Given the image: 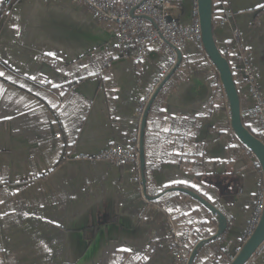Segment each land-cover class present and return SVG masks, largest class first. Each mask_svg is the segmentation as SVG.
<instances>
[{
    "label": "crops",
    "instance_id": "crops-1",
    "mask_svg": "<svg viewBox=\"0 0 264 264\" xmlns=\"http://www.w3.org/2000/svg\"><path fill=\"white\" fill-rule=\"evenodd\" d=\"M195 0H172V17L192 22ZM230 25L216 30L223 46L233 29L257 70L264 95V0H226ZM0 234L5 264H178L169 218L150 202L165 188L200 192L226 216L228 228L199 256L222 264L241 247L263 187L254 154L230 125L215 66L193 43L156 97L145 129V191L136 167L91 157L131 145L136 107L168 57L154 50L139 62L102 67L115 24L92 18L77 0H0ZM106 48V49H107ZM247 101L244 99L242 107ZM146 169V174H145ZM143 181V180H142ZM178 192V191H177ZM189 196V195H188ZM162 199L187 247L214 235L217 220L198 201ZM205 223L199 229V222ZM196 229V230H195ZM195 230V234H193ZM246 264H264V253Z\"/></svg>",
    "mask_w": 264,
    "mask_h": 264
},
{
    "label": "built area",
    "instance_id": "built-area-1",
    "mask_svg": "<svg viewBox=\"0 0 264 264\" xmlns=\"http://www.w3.org/2000/svg\"><path fill=\"white\" fill-rule=\"evenodd\" d=\"M88 2L93 15L100 21L114 22L118 27V40L123 46L120 54L126 55L132 52L137 57L143 59L149 52L151 44H161L165 51L169 52L174 46L184 47L188 41L195 40L201 46L202 31L199 21L198 4L193 8L194 21L190 25H180L174 19H169V6L171 0H120L117 4L115 0H83ZM229 11V10H228ZM230 12V11H229ZM220 24L226 23L227 14H220ZM148 17L152 21L148 20ZM130 47L133 49L130 50ZM234 48L229 52L231 69L234 75L244 85L246 84L250 105L242 112L244 123H256L258 125V138L264 143V95L256 85V73L248 54ZM158 82V79H157ZM158 83L146 88L144 97L139 103L137 111L141 113L147 100L155 91ZM222 103L228 106L227 97ZM139 139V131L132 134L133 146L127 148L117 145L103 151L100 158L108 159L116 164L139 163L138 147L136 143ZM264 210V193L259 191L255 199L252 215L248 227L243 235L248 239L257 228ZM174 234V250L177 261L185 263V244ZM257 254L264 252V241L255 251Z\"/></svg>",
    "mask_w": 264,
    "mask_h": 264
},
{
    "label": "water",
    "instance_id": "water-1",
    "mask_svg": "<svg viewBox=\"0 0 264 264\" xmlns=\"http://www.w3.org/2000/svg\"><path fill=\"white\" fill-rule=\"evenodd\" d=\"M198 9H199L200 25L202 30L203 46L211 62L219 72L220 80L228 99L231 128L235 133V135L237 136V138L239 139V141L245 147H247L258 160V163L260 164L262 169L263 179H264V143L249 131V129L246 127V125L242 120L240 94L237 85L235 83L229 61L222 54L215 39V30L213 25V0H198ZM177 53H178V61L176 65L174 66L172 71L168 73V75L165 77V79L157 88L142 118L139 155H140V164H141V171L143 174L142 178L144 185H145L144 167L146 163L144 143H145V129H146L147 117L155 98L162 90L166 82L172 77L174 72L179 68L181 64L182 52L177 49ZM169 190L182 192L191 196L201 205L206 207L210 211V213L215 216L217 220L218 226L216 233L209 238L200 240L192 249L187 264H194L195 259L197 258L200 250L204 245L209 243L211 240L219 238L225 234L228 228L227 218L225 214L218 207H216L214 204L209 202L205 197L201 196L199 193L195 191H192L186 187H173ZM263 241H264V210L257 228L252 233V235L247 239V241L243 244V246L240 248L234 259L229 264H246Z\"/></svg>",
    "mask_w": 264,
    "mask_h": 264
},
{
    "label": "rangeland",
    "instance_id": "rangeland-1",
    "mask_svg": "<svg viewBox=\"0 0 264 264\" xmlns=\"http://www.w3.org/2000/svg\"><path fill=\"white\" fill-rule=\"evenodd\" d=\"M78 2H80V3H82V4H84V5H86L88 8H89V10H90V12H91V15H92V18L93 19H95V20H97V21H99V22H102V23H113V24H115L114 22H111V21H100L99 19H97L94 15H93V12H92V10L90 9V7H89V4H88V2H85V1H83V0H77ZM116 1V3L118 4L119 3V1L120 0H115ZM171 3H172V0H171ZM195 3H197L198 4V0H195L194 1V3H193V7H192V22L190 23V24H192L193 23V21H194V16H193V8H194V5H195ZM215 7V8H214ZM169 10H170V15H169V19H174L176 22H178V20L177 19H175L174 17H172V13H171V4H170V6H169ZM230 12H229V11ZM198 12H199V9H198ZM220 14H227V16H226V23L224 24V25H221L220 24ZM232 17H233V9L228 5V2L226 1V0H213V22L215 21V26H214V30H215V34H216V30H221V29H225V28H227L229 25H230V23H231V19H232ZM148 20L149 21H152L151 20V18H149L148 17ZM199 21H200V19H199ZM178 24H180V25H190V24H181V23H179L178 22ZM214 25V24H213ZM115 28H116V31H115V40H114V44H113V47L111 48V49H108L107 47H105L104 49H103V51H104V56H103V59H102V67L103 68H107L109 65H110V63L111 62H113L114 60H116V59H118V58H125V57H133L134 59H136L137 61H139V62H144V61H146L149 57H150V55H151V53L154 51V50H159V51H161L164 55H166L167 57H168V60H167V62L164 64V66L161 68V71H160V74L158 75V77L154 80V82L153 83H151L150 85H152V84H155V83H158L157 84V87H156V89H155V91L153 92V94L151 95V97L147 100V103H146V105H145V108H144V110L141 112V113H139V111H137V108L139 107V103H140V101H141V99L144 97V95H145V90H146V88L148 87V86H150V85H148L146 88H145V90H144V92H143V94L141 95V98H140V100H139V102H138V105H137V107H136V112H137V115H138V117H139V127H138V129H136L135 131H139V139H138V141H137V143H136V146L138 147V157H139V163H127V162H125V163H121V164H116V163H114V162H112V161H110V160H108V159H104V158H100V155H101V153L103 152V151H106L107 149H109V148H111V147H114V146H117V145H113V146H110V147H108V148H106V149H104V150H102L101 152H99V153H97V154H95V155H92L91 157H88L87 155H80V157L81 158H85V159H90V160H95V161H97V160H104V161H107V162H109V163H111V164H113V165H115V166H117V167H120V166H123V165H125V164H131V165H134L135 167H136V170H137V173H138V180H139V182L141 183V186H142V189H143V193H144V195H146V191H145V185L143 184V174H142V171H141V164H140V155H139V147H140V133H141V123H142V118H143V115H144V113H145V110H146V108H147V106H148V104H149V102H150V100H151V98H152V96L154 95V93L156 92V90H157V88L159 87V85L162 83V81L165 79V77L168 75V73H170V71H172V69L174 68V66L176 65V63H177V61H178V53H177V49L178 50H180L181 52L182 51H184L185 49H186V47H187V45L189 44V43H191V42H193L198 48H199V50L202 52V54L204 53V55L206 56V59L207 60H209V62L211 61L210 60V58H209V56L207 55V53H206V51H205V49H204V46H203V41H201V46L199 45V43H197V41H195V40H191V41H188L186 44H185V46L184 47H181V46H174L172 49H171V51H169V52H166L165 51V47L164 46H162L161 44H151L150 45V49H149V52H148V54H147V56L146 57H144L143 59H141V58H139V57H137L136 55H134L131 51L130 52H128L126 55H122V54H120L119 52H120V50L121 49H123V46L120 44V42H119V40H118V37H117V34H118V27H117V25L115 24ZM202 31V30H201ZM232 33H233V39H232V41L231 42H229V43H227V44H225V45H223V46H220L219 44H218V42H217V44H218V46H219V48H220V50H221V52H222V54L224 55V53H226V55L228 56V57H226L227 58V60L229 61V64H230V56H229V52L230 51H232L234 48H236V49H239L240 51H242V52H244V53H246V54H248V56H249V59H250V61H251V63H252V65H253V67L255 68V73H256V85L260 88V86H259V84H258V81H257V70H256V67H255V65L253 64V62H252V59H251V56H250V53H249V51H248V49L246 48V46H245V44H244V42H243V39H242V32L239 30V29H237V28H235V29H233V31H232ZM215 39H216V36H215ZM217 41V40H216ZM107 48V49H106ZM131 49H133V47H130V50ZM235 49V50H236ZM183 57V56H182ZM182 62V61H181ZM212 63V62H211ZM213 64V63H212ZM181 65V64H180ZM230 67H231V64H230ZM216 68V67H215ZM216 70H217V68H216ZM231 71H232V69H231ZM175 73V72H174ZM217 73H218V76H219V72H218V70H217ZM233 73V72H232ZM233 76H234V80H235V83H236V85H237V88H238V91H239V94H240V98H241V117H242V112L244 111V109L248 106V105H250L249 103H250V99H249V95H248V91H247V87H246V84H242L241 83V81L236 77V75H234L233 74ZM220 77V76H219ZM157 79H158V82H157ZM260 90H261V88H260ZM261 92H262V90H261ZM160 93V92H159ZM263 94V93H262ZM158 96V95H157ZM156 99V98H155ZM246 100L247 101V104L244 106V107H242V103H243V100ZM155 101V100H154ZM227 101H228V99H227ZM154 103V102H153ZM153 105V104H152ZM222 105V104H221ZM152 107V106H151ZM228 109H229V105H228ZM230 112V111H229ZM245 124V123H244ZM247 125H250V126H252V127H254V128H256V130H257V133H258V135H259V132H258V130H259V128H258V125L256 124V123H252V122H248L247 123ZM135 131H133V132H135ZM133 132H132V134H133ZM132 134H131V146H133L134 144H133V142H132ZM261 140V139H260ZM262 141V140H261ZM133 144V145H132ZM120 146H123V145H120ZM130 146V145H129ZM129 146H123V147H125V148H127V147H129ZM259 164V163H258ZM257 164V165H258ZM262 178H263V173H262ZM263 187L259 190V191H262L263 193H264V179H263ZM258 194V193H257ZM202 196V195H201ZM257 197V196H256ZM149 202L154 206V207H157L159 210H162L164 213H165V215H166V217H168L169 218V229H170V239H171V242H170V245H171V248H172V251H173V254H174V257H175V260H176V262L178 263V264H187L188 263V260H189V256H190V253H191V251H192V249L195 247H193L192 249H191V251L189 252L188 251V247H187V244H186V240H185V238L183 237V235H181V231L177 228V225L175 224V216L173 215V213H170V211H167V209L166 208H164V206L161 204V203H158V204H153V200L152 201H150L149 200ZM255 203V202H254ZM206 208V207H205ZM253 208H254V206H253ZM207 209V208H206ZM209 211V210H208ZM252 215V214H251ZM250 220V219H249ZM260 222V221H259ZM248 224H249V222H248ZM247 227H248V225H247ZM174 229H176V232H177V235L183 240V243L185 244V250H184V257H185V259H187V261L185 262V263H179L178 261H177V258H176V255H175V250H174V234H173V232H172V230H174ZM247 229V228H246ZM246 231V230H245ZM245 233V232H244ZM244 235V234H243ZM211 237V236H210ZM222 237V236H221ZM207 238H209V237H207ZM220 238V237H219ZM200 240H202L201 238H199ZM203 239H205V238H203ZM199 240V241H200ZM247 241V239H244L243 238V236H242V241H241V247L243 246V244L245 243ZM205 246V245H204ZM203 246V247H204ZM202 247V248H203ZM240 247V248H241ZM202 250V249H201ZM200 250V251H201ZM240 250V249H239ZM238 250V251H239ZM200 253V252H199ZM238 252H236L233 256L232 255H229L230 256V260L232 261L233 259H234V257L236 256V254H237ZM264 253V252H263ZM4 251H3V248H2V239H1V234H0V264H5V259H4ZM262 253H260V254H257L256 252L253 254V256L251 257V258H253L254 256H257V255H261ZM199 255V254H198ZM251 258H250V260H251ZM249 260V261H250ZM223 261H224V259H223ZM230 261V262H231ZM248 261V262H249ZM223 264V263H222Z\"/></svg>",
    "mask_w": 264,
    "mask_h": 264
},
{
    "label": "trees",
    "instance_id": "trees-1",
    "mask_svg": "<svg viewBox=\"0 0 264 264\" xmlns=\"http://www.w3.org/2000/svg\"><path fill=\"white\" fill-rule=\"evenodd\" d=\"M6 6V3L4 4L3 3V5H1V8H0V15H1V13H2V11L4 10L3 8ZM215 8V7H214ZM213 24H214V26H215V21L213 22ZM224 56L225 57H228L227 55H226V53H224ZM216 79H218V81L220 82V77L217 75V78ZM245 125H246V127L249 129V131L252 133V134H254L256 137H258V133H257V130H256V128H254V127H252V126H250V125H247L246 123H245ZM257 167L259 168V170H260V172L262 173V169H261V166H260V164H258L257 165ZM145 174H146V169H145ZM200 195H202L203 196V194L202 193H200V192H198ZM182 197H184V198H190L187 194H185V193H182V192H177V191H171V190H169V188H165V189H163L162 191H159V192H157L156 194H154V199H153V204H158V203H160V201H162V199H175V198H177V199H181ZM201 208H203L205 211H207L209 214H211L210 213V211H208V209H206L204 206H201ZM212 215V214H211ZM176 220V219H175ZM204 226H205V223L201 220L200 222H199V229H202V228H204ZM196 230V229H195ZM195 230H193V234H195ZM181 235H183V233L181 232ZM203 236L204 237H210V236H212V232L211 231H209V230H205L204 231V233H203ZM224 236V235H223ZM223 236L222 237H220V238H223ZM183 237H184V235H183ZM185 238V237H184ZM220 238H216V239H214V240H212V242L214 243H216V241L217 240H219ZM199 238H197L195 235H193V239H192V242H191V245L188 247V251L190 252L191 251V249L199 242ZM204 248L205 247H203L202 248V250H204ZM215 252H220V254L222 255V258L224 259V261H223V264H229L230 263V256H229V254H228V252L224 249V248H222V247H217L216 249H215ZM208 259L207 258H205V259H201L200 258V256L198 255L197 256V258L195 259V262H194V264H206V261H207Z\"/></svg>",
    "mask_w": 264,
    "mask_h": 264
},
{
    "label": "snow or ice",
    "instance_id": "snow-or-ice-1",
    "mask_svg": "<svg viewBox=\"0 0 264 264\" xmlns=\"http://www.w3.org/2000/svg\"><path fill=\"white\" fill-rule=\"evenodd\" d=\"M0 75H2V73H0Z\"/></svg>",
    "mask_w": 264,
    "mask_h": 264
}]
</instances>
